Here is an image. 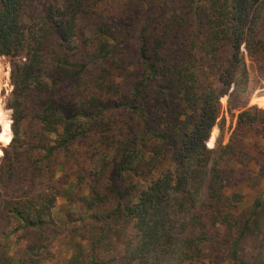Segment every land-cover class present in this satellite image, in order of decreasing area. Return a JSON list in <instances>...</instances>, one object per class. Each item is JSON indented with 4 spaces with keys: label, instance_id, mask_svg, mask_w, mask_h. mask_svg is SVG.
<instances>
[{
    "label": "trees",
    "instance_id": "1",
    "mask_svg": "<svg viewBox=\"0 0 264 264\" xmlns=\"http://www.w3.org/2000/svg\"><path fill=\"white\" fill-rule=\"evenodd\" d=\"M0 57V264H264V0H0Z\"/></svg>",
    "mask_w": 264,
    "mask_h": 264
},
{
    "label": "rangeland",
    "instance_id": "2",
    "mask_svg": "<svg viewBox=\"0 0 264 264\" xmlns=\"http://www.w3.org/2000/svg\"><path fill=\"white\" fill-rule=\"evenodd\" d=\"M246 62L250 72L248 94L249 107H257L258 109L264 110V71H261L257 67V65L254 64L248 57H246ZM10 76L11 65L9 59L6 57H0V126L2 128L0 138L3 135H10L9 139H0V153H2L0 154V160L3 157V148L7 147L13 139L12 112L7 109L6 105L7 98L13 90ZM221 105L223 111L222 115L223 117H225V123H222V128L217 125L213 129L210 138L206 142V145L209 149H216L219 144H228L230 136L236 126L238 112H235V114L233 113L234 117H231V115L228 113V97H224L221 99ZM7 121L10 122L11 126L8 133L7 131H5L4 128V124ZM212 137L214 138V140L211 143ZM250 146L253 149L251 151V155H257L258 149H260L264 153V138L258 135L254 136L253 142H251ZM261 161L264 162V157L261 158ZM243 170H250L252 174L245 173L247 177H250V180L247 181L244 185H240L238 188H236V191L241 192L244 195V203H246L247 205H252L255 197L258 196L260 192L264 190V180L259 179V184L257 183L259 176L257 172V166L254 164H251L250 169L243 168ZM64 202L65 201L63 199H59L57 208L54 211L55 215L58 214V209Z\"/></svg>",
    "mask_w": 264,
    "mask_h": 264
},
{
    "label": "bare ground",
    "instance_id": "3",
    "mask_svg": "<svg viewBox=\"0 0 264 264\" xmlns=\"http://www.w3.org/2000/svg\"><path fill=\"white\" fill-rule=\"evenodd\" d=\"M10 122L9 121H7L5 124H4V128H5V131H7V133H8V131L10 130ZM3 138H7V139H9L10 138V135L9 134H7L6 136H2L0 139L2 140Z\"/></svg>",
    "mask_w": 264,
    "mask_h": 264
}]
</instances>
